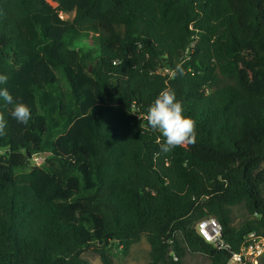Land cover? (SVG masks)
Listing matches in <instances>:
<instances>
[{
    "label": "trees",
    "instance_id": "1",
    "mask_svg": "<svg viewBox=\"0 0 264 264\" xmlns=\"http://www.w3.org/2000/svg\"><path fill=\"white\" fill-rule=\"evenodd\" d=\"M0 74L31 109L0 98V264H113L142 237L146 264H225L210 216L231 251L264 238V0H0ZM164 88L197 134L168 154L144 119Z\"/></svg>",
    "mask_w": 264,
    "mask_h": 264
},
{
    "label": "clouds",
    "instance_id": "2",
    "mask_svg": "<svg viewBox=\"0 0 264 264\" xmlns=\"http://www.w3.org/2000/svg\"><path fill=\"white\" fill-rule=\"evenodd\" d=\"M184 75L182 63L176 64L173 75ZM8 76L0 74V85L7 84ZM0 98L8 105H13L10 116L16 122L27 125L31 119V109L22 102H17L7 88H0ZM147 126L158 131L162 140H158L159 152L171 153L177 146L186 147L197 142L196 122L184 115L181 101L171 88H164L148 106L144 117ZM7 120L0 113V136L6 135ZM159 154V153H158Z\"/></svg>",
    "mask_w": 264,
    "mask_h": 264
},
{
    "label": "built area",
    "instance_id": "3",
    "mask_svg": "<svg viewBox=\"0 0 264 264\" xmlns=\"http://www.w3.org/2000/svg\"><path fill=\"white\" fill-rule=\"evenodd\" d=\"M196 229L206 242L230 252L225 264H264V238L255 232L245 237L238 250L231 251V246L222 237V227L214 217L201 219Z\"/></svg>",
    "mask_w": 264,
    "mask_h": 264
},
{
    "label": "rangeland",
    "instance_id": "4",
    "mask_svg": "<svg viewBox=\"0 0 264 264\" xmlns=\"http://www.w3.org/2000/svg\"><path fill=\"white\" fill-rule=\"evenodd\" d=\"M60 16L63 19L72 18L73 13H64L60 12ZM63 83V81H62ZM47 154H34L32 156V161L35 164H41L43 159ZM27 172L26 169L18 170L17 174L23 175ZM232 214L234 222L238 223L245 219L246 212L244 211L243 206H236L232 208ZM113 264H146L149 258V244L144 237H142L136 244H134L127 254H124L120 248L115 247L112 252ZM83 257L88 261V264H102L100 257L97 253L88 250L84 252ZM184 264H210L208 257L201 254H186L183 259Z\"/></svg>",
    "mask_w": 264,
    "mask_h": 264
}]
</instances>
